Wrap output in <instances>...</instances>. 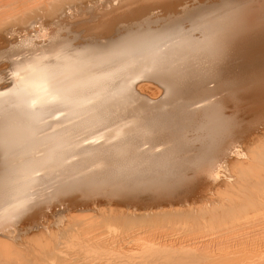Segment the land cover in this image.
Instances as JSON below:
<instances>
[{
    "label": "bare ground",
    "instance_id": "bare-ground-1",
    "mask_svg": "<svg viewBox=\"0 0 264 264\" xmlns=\"http://www.w3.org/2000/svg\"><path fill=\"white\" fill-rule=\"evenodd\" d=\"M97 1L99 0H0V41L5 42V34H12L14 37L19 29L38 31L35 29L37 23H53V20L67 16L82 5ZM114 7L116 10V6ZM127 8V5L126 8L124 6V9ZM217 11L222 15L219 16L222 18L221 22L207 28L202 38L182 41L175 49L181 56L200 50L211 54L220 50L226 54L229 50L241 54L247 69L258 81L256 89L251 91L250 95L264 100V0L259 2L257 10L249 6L236 10L225 3ZM111 15L109 14V17ZM109 17L103 18L97 24L98 27H105L108 31L114 28L119 21L118 16ZM172 35L174 32L149 41L126 44L124 49L131 54L156 51L158 57L163 58L169 51H164L161 46ZM14 43L15 40H9L10 45ZM101 49L97 46L85 47L75 52L64 47L56 52L45 50L36 53L37 49L34 48L33 51L22 54L21 58L12 59L8 65L9 69L4 67V72L0 73V81H6V88L0 89V233H5L0 235V264H264L262 139L248 145L247 150L250 149L252 153L235 166L232 177L227 178L225 191L216 194V197L211 196L208 202L140 213L108 207L101 209L97 217L95 214L87 219H81L79 216L69 219L62 232L57 230L58 232L52 233L48 238L44 237L43 230L40 232L42 237L38 235L40 237H37L36 241L27 238L17 240V233L21 231L18 225L21 226V223L32 216L29 215L30 210L40 203L38 198L42 196L44 188L53 186V197L76 190L87 194L97 193L106 188H110L112 194L121 195L152 184L149 180L151 175L144 174L141 169H136L133 175L127 178L124 172L128 168L124 166V162L112 161V157L117 158L119 152L115 156L108 149L105 152L102 146L104 144L97 145L96 141L92 142L91 137L97 138L103 132L82 131L87 124V109L82 103L83 94L73 91L70 87L71 76L73 72H79L75 82L82 83L85 79L81 77L82 66L86 62L84 51L95 52ZM18 55L20 54H16ZM116 56V53H113L97 63L112 66L116 63ZM142 61L138 60L136 63ZM133 63L119 64L122 73L132 72L124 78H128L130 86L137 80H145L146 76L143 75H147L159 78L163 83H170L166 85V92L170 89H180V83L175 84L173 76H160V72L152 74L157 69L154 67L137 72L132 70L135 68ZM106 71L107 79L109 77L112 80L116 75L115 70ZM146 71L147 74H144ZM101 85L97 81L93 88L98 89ZM151 86L153 85L148 82L139 85L142 94H146L144 88L150 87L154 90L150 91V101L145 100L147 102L159 97L160 90ZM114 103L115 101L111 103V111L116 105ZM206 122L208 135L224 132L229 127L219 109L213 110ZM181 141L182 139L179 143ZM98 147L101 150L97 151ZM210 151L212 153V149ZM109 152L112 154L108 155ZM207 152L209 153V150ZM211 153L207 155L208 158L214 156L210 157ZM139 155L136 158H139ZM102 159L105 166V160L110 161L112 168L108 170L110 166H106L107 172L103 171V174L99 171L100 175H96L92 171L96 170ZM160 163L162 165V162ZM98 170L100 169L95 172ZM168 176L170 175L166 176L167 179L171 180ZM145 179L150 183L145 181L141 185ZM35 225L37 224L33 226ZM141 227L148 229L138 230ZM147 233L148 239L144 238Z\"/></svg>",
    "mask_w": 264,
    "mask_h": 264
},
{
    "label": "rangeland",
    "instance_id": "rangeland-1",
    "mask_svg": "<svg viewBox=\"0 0 264 264\" xmlns=\"http://www.w3.org/2000/svg\"><path fill=\"white\" fill-rule=\"evenodd\" d=\"M119 1L99 0L93 4L86 3L75 11L69 12L67 16L53 20V23L46 25L37 23L35 29L38 31L19 29L20 31L15 33L14 37L12 34H5V42L0 41V73L4 72V67L7 68L6 70L9 69L8 65L12 59L21 58L22 54L31 52L34 48L37 49L36 53H41L45 50V52H56L63 50L64 47L75 52L85 47H101V50H95V52L83 50L86 62L81 70V77L85 78L82 83L75 82L79 72L75 71L71 76L70 87L73 91L83 94L82 103L87 109V124L82 131L104 133L97 138L89 136L90 134L88 136L89 139L93 138L92 142L96 141L97 145L104 144L105 147L102 146L105 152L108 149L113 152V155H118L115 159L112 157V161L124 162V166L128 168L124 172L127 178H130L136 169L143 170V173L148 176L151 175L150 178H156L151 180L146 176L152 183L150 186L135 188L121 195L112 194L110 188H106L97 193L87 194L76 190L53 197L54 187L44 188L42 196L38 198L40 203L30 210L29 215L32 214V216L25 219L21 226L18 225L21 230L17 233L19 241L26 238L36 241L37 237H40L38 235L42 237L40 232L43 230L44 237L48 238L52 233L62 232L73 217L87 219L95 214L97 217L103 208L115 207L140 213L208 202L212 197L225 191L227 178L232 177L235 166L249 157L248 154L250 155L251 151L249 148L247 150V147L261 139L264 141V100L250 95L251 91L256 89L258 81L244 64V57L230 50L227 54L222 50L214 54L200 50L181 56L175 49L182 41L202 38L207 28L221 22L222 18L219 16L222 15L217 9L223 7L225 3L235 7L236 10L245 6L257 10L261 0L239 2L232 0H226V2L225 0H122L120 1L122 6ZM132 1L141 4L136 6L130 3ZM126 5L132 9H124ZM102 11L108 13L107 16ZM113 12L119 19L117 25L110 31L105 27H98L97 24L103 18H108L109 14H112L109 18L114 17ZM172 32L174 35L161 46L164 51H169L163 58H159L156 51L147 54H131L124 49L126 44L149 41ZM38 34L40 36H37ZM9 40H15V45H10ZM18 53L20 55L16 56ZM113 53L117 55L114 65L102 66L97 63L99 60L107 59L106 57ZM138 60L143 61L136 63ZM131 62H134L135 68H132L134 71L140 72L148 67L151 69L154 67L157 69L152 74L160 72L162 73L160 76L168 77V74L173 76L175 84L180 83L178 85L180 89L177 88L176 91L170 89L166 92V85L170 83H163L159 81V78L147 75H143L146 76L145 80H137L130 86L128 78L127 80L124 78L132 72L123 71L122 73L119 64ZM106 69L110 72L115 70L116 75L112 80L109 77L107 79ZM144 74H147V71ZM96 78L99 79L95 81ZM97 81L102 85L95 89L93 84ZM5 82V80L0 81V89L6 88ZM143 82H148L160 90L156 100L145 101L150 98L148 96L151 94L150 91L154 90L148 87L143 90L146 94L140 93L139 85ZM99 89L100 91H97ZM113 101L116 105L111 111L110 106ZM216 109L222 111L223 119L229 123L228 131L208 135L207 117ZM180 138L182 141L179 143ZM211 140L212 142H209ZM177 145L180 147L178 148ZM102 146H100L101 149ZM100 147L97 151L101 150ZM208 150L211 153L210 157L214 155L213 159L208 158ZM110 153L108 155L112 154ZM135 154L141 155L136 158L138 156ZM230 154H232L231 157ZM118 158L121 160H116ZM108 160L111 161L110 157ZM108 160H105V164L109 167L111 162ZM102 162L104 163L103 159L101 164L99 163L101 166L95 167L96 170L92 169L95 171L100 169L98 172L88 169L96 175L104 174L108 167ZM111 168L110 166L108 170ZM156 175L165 178L162 181V178ZM167 175H170L168 178L170 177L171 180L167 179ZM149 180H143L141 185ZM34 224L38 227L33 226ZM142 228L148 229V227H141L138 230L142 231ZM3 234L5 233H0V235ZM144 238H149L148 233Z\"/></svg>",
    "mask_w": 264,
    "mask_h": 264
}]
</instances>
